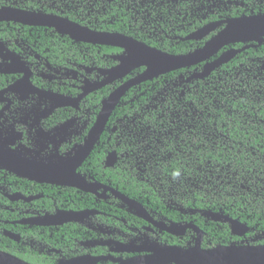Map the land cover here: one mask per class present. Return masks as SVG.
Masks as SVG:
<instances>
[{
  "label": "flooded vegetation",
  "instance_id": "1",
  "mask_svg": "<svg viewBox=\"0 0 264 264\" xmlns=\"http://www.w3.org/2000/svg\"><path fill=\"white\" fill-rule=\"evenodd\" d=\"M14 16L26 23L10 20ZM258 18L264 19V0H0V160L13 156L19 161L16 170L36 178L0 166V247L12 248L30 264H179L184 251L264 246V34L228 44L174 76L181 98L185 86L194 85L197 93L204 80L255 82L251 96L240 94L253 101L243 105L253 116L243 113L245 119L225 122L237 123L244 143L256 144V152H243L241 142L225 136L230 149L239 144L234 156L257 160L259 182L248 186L200 184L196 177L181 184L178 177L133 166L135 123L150 108H170L146 104L134 116H119L116 108L147 100V90L130 98L147 81L125 92L96 137L102 102L142 68L112 80L108 71L124 51L73 39L77 33L68 32L72 24L185 55L229 22ZM227 51L235 52L230 60L186 82ZM89 143L88 155L73 173ZM52 175L64 184L43 181ZM216 189L223 195L221 207L209 197ZM231 198H236L232 204ZM133 202L143 216L136 215ZM229 219L247 230H232Z\"/></svg>",
  "mask_w": 264,
  "mask_h": 264
},
{
  "label": "trees",
  "instance_id": "2",
  "mask_svg": "<svg viewBox=\"0 0 264 264\" xmlns=\"http://www.w3.org/2000/svg\"><path fill=\"white\" fill-rule=\"evenodd\" d=\"M183 53L186 52L183 51ZM221 71H223L222 68ZM181 72H171L147 81L141 86V91L135 90L134 95H130V98L136 97L138 93L147 90V100L141 97L128 105L116 108L119 116L127 115L128 112L134 116V113L140 112L139 109L146 104H170L169 110L150 108L149 113H146L142 119H138L137 122L141 124L135 123L132 132L135 153L133 166L156 173L161 172L172 178L178 177L181 184H189L192 177H196L203 183L248 186L258 183L255 156L247 155V159L244 160L233 155V149L239 145L238 143L233 149L224 144L228 141L225 136H229L232 140L243 144V152L257 151L256 144H246L241 140L240 136L244 134L240 132L237 123H225L228 122L227 120L245 119L243 113L253 116L248 106L243 107L244 104L247 105L253 101H244L240 94L251 96L249 89L257 87V85L254 86L255 82L229 80L225 83L224 80H220L209 84L208 80H204L198 83L197 93L193 88L191 90L194 85L185 86L184 96L181 98L176 92L179 86H174V76ZM166 83H168L167 86H165ZM158 93L162 97L156 99L155 95ZM164 97L167 100L161 101ZM238 190L239 188L233 193H238ZM136 193L134 191V194ZM209 197L212 198L213 205L222 206L221 189H216L215 195L211 194ZM234 199L236 198H231V204ZM234 206L232 210L239 207L238 204ZM230 217L234 218L232 215ZM0 250L19 259H25L12 248L0 247ZM27 262L30 263V260Z\"/></svg>",
  "mask_w": 264,
  "mask_h": 264
},
{
  "label": "water",
  "instance_id": "3",
  "mask_svg": "<svg viewBox=\"0 0 264 264\" xmlns=\"http://www.w3.org/2000/svg\"><path fill=\"white\" fill-rule=\"evenodd\" d=\"M9 20V19H8ZM10 20L14 22L26 23L22 18L12 17ZM68 32L77 33V36L72 35L73 39L85 41L91 44L106 45L120 48L124 54L118 57V65L108 71L109 76L113 79H120L129 75L132 71L144 68V70L134 79L120 86L117 90L110 94L109 99L102 102V111L98 119L99 129L96 132V137L101 133L104 123L109 118L113 109L120 102L121 97L125 92L139 83L153 80L159 76L168 74L172 71L189 68L197 64L203 63L210 56L221 50L223 47L232 43L247 42L249 40H258L264 34V19L252 20H236L229 22L225 29L216 37L207 42L198 51H194L185 55H171L154 48H151L143 43H139L131 38L124 36L90 32L87 29L72 28L69 24ZM235 55L234 51L223 53L215 62L206 63L199 74L193 73L186 82L195 77H206L213 69L230 60ZM145 56V58H144ZM182 78V77H181ZM104 85L105 82H102ZM92 144L89 143L80 151L82 153L72 167V172L75 173L76 167L88 155ZM0 160V166L3 169L23 178L35 180L34 175L29 171L20 172L13 166L17 164L18 159L13 156ZM12 167V168H11ZM71 177V175H70ZM67 180V179H66ZM44 182L62 185L64 182L56 175H52L49 179H43ZM132 206L138 212L136 215L143 216L141 207L133 202ZM231 229L236 227L241 228L242 232L246 231V227L238 221L229 219ZM200 258L203 260L200 262ZM179 264H264V246L258 247H230L225 249H215L210 252L199 254H191V252H182ZM153 262H134V264H152ZM0 264H30L9 253L0 251Z\"/></svg>",
  "mask_w": 264,
  "mask_h": 264
},
{
  "label": "bare ground",
  "instance_id": "4",
  "mask_svg": "<svg viewBox=\"0 0 264 264\" xmlns=\"http://www.w3.org/2000/svg\"><path fill=\"white\" fill-rule=\"evenodd\" d=\"M144 58H145V56H144ZM201 260H200V262L203 260V258H200Z\"/></svg>",
  "mask_w": 264,
  "mask_h": 264
},
{
  "label": "rangeland",
  "instance_id": "5",
  "mask_svg": "<svg viewBox=\"0 0 264 264\" xmlns=\"http://www.w3.org/2000/svg\"><path fill=\"white\" fill-rule=\"evenodd\" d=\"M142 71H143V70H142ZM199 183L201 184V183H203V182H200V181H199Z\"/></svg>",
  "mask_w": 264,
  "mask_h": 264
}]
</instances>
